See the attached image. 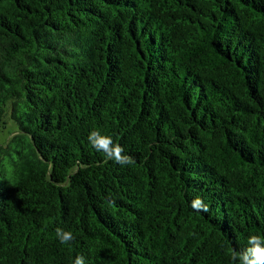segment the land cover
<instances>
[{"label": "trees", "instance_id": "obj_1", "mask_svg": "<svg viewBox=\"0 0 264 264\" xmlns=\"http://www.w3.org/2000/svg\"><path fill=\"white\" fill-rule=\"evenodd\" d=\"M251 235L264 0H0V264H232Z\"/></svg>", "mask_w": 264, "mask_h": 264}, {"label": "clouds", "instance_id": "obj_2", "mask_svg": "<svg viewBox=\"0 0 264 264\" xmlns=\"http://www.w3.org/2000/svg\"><path fill=\"white\" fill-rule=\"evenodd\" d=\"M91 146L104 155L106 161H113L120 166L132 165L135 163L131 156L124 154V148L119 144H114L110 136L101 135L98 131H91L88 136ZM191 208L197 212H208L209 208L199 197L191 202ZM56 237L61 244H69L75 240L71 231L62 228L56 229ZM247 247L240 252L233 250L231 252L232 264H264V238L258 235H251L247 240ZM74 264H85L82 255L75 258Z\"/></svg>", "mask_w": 264, "mask_h": 264}]
</instances>
